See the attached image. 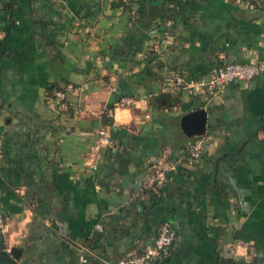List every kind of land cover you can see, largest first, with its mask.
Returning <instances> with one entry per match:
<instances>
[{
	"label": "crops",
	"instance_id": "obj_1",
	"mask_svg": "<svg viewBox=\"0 0 264 264\" xmlns=\"http://www.w3.org/2000/svg\"><path fill=\"white\" fill-rule=\"evenodd\" d=\"M114 1L11 0L5 10L0 0L5 249L20 264H108L166 222L177 240L154 264H264V71L216 100L178 91L173 108L148 102L174 75L195 80L227 61L262 59L264 0ZM66 83L79 88L57 111L47 93ZM196 108L214 142L144 190L152 156L176 158L196 139L179 128ZM99 128L111 145L90 172Z\"/></svg>",
	"mask_w": 264,
	"mask_h": 264
},
{
	"label": "built area",
	"instance_id": "obj_2",
	"mask_svg": "<svg viewBox=\"0 0 264 264\" xmlns=\"http://www.w3.org/2000/svg\"><path fill=\"white\" fill-rule=\"evenodd\" d=\"M264 71V57L251 62L227 61L215 67L205 78L195 80H186L181 75H174L167 84V91L176 94L178 91H184L187 94L205 95L211 100H216L223 93L228 84L232 82L245 83ZM75 87L71 83L63 84L52 89L47 93V98L57 111L67 110L68 94ZM126 98L120 99L119 105L128 103ZM98 140L92 146V155L84 162L88 171L93 172L97 169L100 160L99 150L101 147H109L111 139L104 128L97 131ZM214 139L206 133L196 136V139L184 143L180 153L176 158H170L165 153H159L152 156L145 163L147 173L143 189L157 186L162 183L165 176L176 171L179 168H189L200 157L203 148L210 146ZM95 187H97L95 185ZM94 227L101 232L102 227L95 223ZM4 229V219L0 209V234ZM178 236V227L176 224L161 223L157 229L155 237L144 244L139 252H129L109 262L108 264H154L168 256L173 248ZM80 264L86 262L84 256L79 257Z\"/></svg>",
	"mask_w": 264,
	"mask_h": 264
},
{
	"label": "water",
	"instance_id": "obj_3",
	"mask_svg": "<svg viewBox=\"0 0 264 264\" xmlns=\"http://www.w3.org/2000/svg\"><path fill=\"white\" fill-rule=\"evenodd\" d=\"M179 128L183 136L191 138L205 133L206 113L203 108H196L183 114L179 118ZM17 249H5L3 238L0 237V264H20L17 261Z\"/></svg>",
	"mask_w": 264,
	"mask_h": 264
},
{
	"label": "trees",
	"instance_id": "obj_4",
	"mask_svg": "<svg viewBox=\"0 0 264 264\" xmlns=\"http://www.w3.org/2000/svg\"><path fill=\"white\" fill-rule=\"evenodd\" d=\"M243 1H245V3H247L248 5H253L255 7H260L261 8L260 0H243ZM119 6L124 8V7H126V4H124L120 0H116V1H114V2L111 3V7H119ZM4 9L5 10H11L12 9V7H11V0H8V2L5 3ZM9 24H11V20H9ZM54 88H52V89H54ZM50 91H48V93ZM148 102H149V105L152 108L162 110V109H169V108H173V107L177 106V104H178V98L175 97L174 95H172L169 92H162V93H160V94H158V95L150 98L148 100ZM102 123L105 124V125H107V124L110 123V120H108L107 118H105V115H103V117H102ZM179 169H177V170H179Z\"/></svg>",
	"mask_w": 264,
	"mask_h": 264
}]
</instances>
